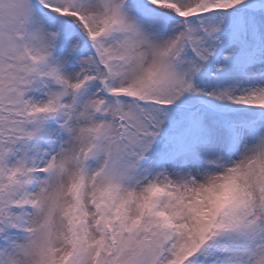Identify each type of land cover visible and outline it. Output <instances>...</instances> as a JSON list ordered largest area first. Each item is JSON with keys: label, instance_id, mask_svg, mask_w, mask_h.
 Here are the masks:
<instances>
[{"label": "snow or ice", "instance_id": "1", "mask_svg": "<svg viewBox=\"0 0 264 264\" xmlns=\"http://www.w3.org/2000/svg\"><path fill=\"white\" fill-rule=\"evenodd\" d=\"M0 264H264V0H0Z\"/></svg>", "mask_w": 264, "mask_h": 264}]
</instances>
